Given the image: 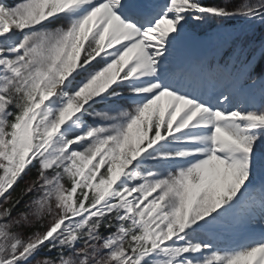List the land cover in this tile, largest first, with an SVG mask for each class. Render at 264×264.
Here are the masks:
<instances>
[{"label": "snow or ice", "instance_id": "6c2138e0", "mask_svg": "<svg viewBox=\"0 0 264 264\" xmlns=\"http://www.w3.org/2000/svg\"><path fill=\"white\" fill-rule=\"evenodd\" d=\"M215 20L264 0H0V264H264V44Z\"/></svg>", "mask_w": 264, "mask_h": 264}, {"label": "trees", "instance_id": "16d2710c", "mask_svg": "<svg viewBox=\"0 0 264 264\" xmlns=\"http://www.w3.org/2000/svg\"><path fill=\"white\" fill-rule=\"evenodd\" d=\"M7 1V0H5ZM18 0H14L17 2ZM223 0H204L206 3H215L221 4ZM12 3H10L11 5ZM226 23L229 25L230 30L233 32L232 36L229 39H219L221 41H226L228 50L231 51L232 48L242 47L247 50L256 49L264 44V27H257L255 29H250L247 25H245L242 21L239 20H228ZM210 36H215L212 34ZM264 63V59L259 61V65L256 69L257 74H259L262 70V64Z\"/></svg>", "mask_w": 264, "mask_h": 264}, {"label": "rangeland", "instance_id": "374dc122", "mask_svg": "<svg viewBox=\"0 0 264 264\" xmlns=\"http://www.w3.org/2000/svg\"><path fill=\"white\" fill-rule=\"evenodd\" d=\"M12 1V0H11ZM20 2V0H18ZM16 2V3H18ZM13 3V4H16ZM220 6H227L229 8L236 7L237 6V0H223L221 4L219 3ZM191 30L194 34L195 37L199 39H207V38H218V39H229L233 32L230 30L229 25L226 23V21H210L206 25H196V22H192L191 25ZM212 34H215V36H210ZM262 70L264 71V63L262 64ZM264 175H262L259 179L262 180ZM264 182V180H263ZM237 237L236 235L232 237L233 242L236 243Z\"/></svg>", "mask_w": 264, "mask_h": 264}, {"label": "bare ground", "instance_id": "6f19581e", "mask_svg": "<svg viewBox=\"0 0 264 264\" xmlns=\"http://www.w3.org/2000/svg\"><path fill=\"white\" fill-rule=\"evenodd\" d=\"M161 2H163V0H161ZM263 180H264V177H263V179L262 180H260L261 182H263ZM259 182V181H258ZM262 231H264V229H262L261 227H259V226H257L255 229H253V232H255V233H257V234H259L260 232H262ZM245 233H238V234H236V237H237V241H236V243H241V242H243V240L245 239Z\"/></svg>", "mask_w": 264, "mask_h": 264}]
</instances>
